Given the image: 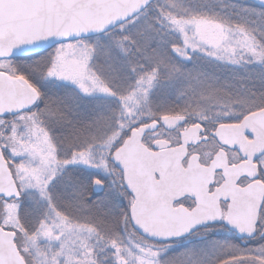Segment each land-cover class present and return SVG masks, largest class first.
<instances>
[{
    "label": "snow or ice",
    "instance_id": "obj_1",
    "mask_svg": "<svg viewBox=\"0 0 264 264\" xmlns=\"http://www.w3.org/2000/svg\"><path fill=\"white\" fill-rule=\"evenodd\" d=\"M0 264H264V0H0Z\"/></svg>",
    "mask_w": 264,
    "mask_h": 264
},
{
    "label": "trees",
    "instance_id": "obj_2",
    "mask_svg": "<svg viewBox=\"0 0 264 264\" xmlns=\"http://www.w3.org/2000/svg\"><path fill=\"white\" fill-rule=\"evenodd\" d=\"M247 2H249V3H255V2H253V1H251V0H250V1H249V0H247Z\"/></svg>",
    "mask_w": 264,
    "mask_h": 264
},
{
    "label": "water",
    "instance_id": "obj_3",
    "mask_svg": "<svg viewBox=\"0 0 264 264\" xmlns=\"http://www.w3.org/2000/svg\"><path fill=\"white\" fill-rule=\"evenodd\" d=\"M249 1H250V0H249ZM251 1H253V2H255V3L257 2V0H251Z\"/></svg>",
    "mask_w": 264,
    "mask_h": 264
}]
</instances>
